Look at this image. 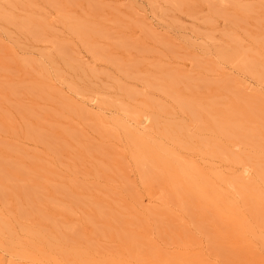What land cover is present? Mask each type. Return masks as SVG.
Listing matches in <instances>:
<instances>
[{"label": "rangeland", "instance_id": "374dc122", "mask_svg": "<svg viewBox=\"0 0 264 264\" xmlns=\"http://www.w3.org/2000/svg\"><path fill=\"white\" fill-rule=\"evenodd\" d=\"M0 105V264H264V0H0Z\"/></svg>", "mask_w": 264, "mask_h": 264}, {"label": "bare ground", "instance_id": "6f19581e", "mask_svg": "<svg viewBox=\"0 0 264 264\" xmlns=\"http://www.w3.org/2000/svg\"><path fill=\"white\" fill-rule=\"evenodd\" d=\"M176 6V5H175ZM178 8V7H177ZM127 9V8H126ZM113 11V10H112ZM114 12V11H113ZM232 17V16H231ZM123 19V18H122ZM132 21V20H131ZM207 22V21H206ZM240 22V21H239ZM135 24V23H134ZM137 24V23H136ZM175 24V23H174ZM119 25V24H118ZM116 26V25H115ZM121 26V24L119 25V27ZM134 26V25H133ZM122 27V26H121ZM120 27V28H121ZM140 27V26H139ZM140 29V28H139ZM76 30V29H75ZM73 31V30H72ZM73 33V32H72ZM145 34V33H144ZM209 34V33H208ZM78 35H81L80 34V32L78 33ZM102 35V34H101ZM152 35V34H151ZM104 36H106V35H104ZM117 37H119V36H117ZM146 37H148V36H146ZM151 37V36H150ZM157 38V37H156ZM203 39V38H202ZM110 40V39H109ZM153 40V39H152ZM117 41V40H116ZM156 41V40H155ZM118 42V41H117ZM195 42V41H194ZM156 44V43H155ZM86 45V44H85ZM117 45V44H116ZM58 48V47H57ZM56 48V49H57ZM64 49V47H61L60 48V50L61 49ZM90 49H91V47H89ZM59 49V48H58ZM151 49V48H150ZM149 50V49H148ZM225 50V49H224ZM91 51V50H90ZM94 51V50H93ZM100 51V50H99ZM136 51V50H135ZM142 51V50H141ZM145 50H143V52H144ZM152 50H150V52H151ZM155 51V50H154ZM223 51V50H222ZM222 51H221V53H222ZM226 51V50H225ZM224 51V52H225ZM228 51H230V49L228 50ZM227 51V52H228ZM56 52V51H55ZM63 52V51H62ZM160 52V51H159ZM169 52V51H168ZM100 53H101V51H100ZM99 53V54H100ZM155 53V52H154ZM170 53V52H169ZM58 54V53H57ZM95 54V53H94ZM172 54V53H171ZM225 54H226V52H225ZM63 55H65V52L63 53ZM155 55H157V53H155ZM230 55H234V54H230ZM229 55V56H230ZM160 56H161V54H160ZM176 56V55H175ZM180 56V55H179ZM225 56H227V55H225ZM228 56V57H229ZM11 57V56H10ZM45 57V56H44ZM56 57V56H55ZM213 57V56H212ZM231 57H233V56H230V58ZM61 58V57H60ZM189 58V57H188ZM227 58V57H226ZM229 58V59H230ZM55 59H57V58H55ZM62 59V58H61ZM69 59V58H68ZM191 59V61L193 60L192 58H190ZM222 59V58H221ZM12 60V59H11ZM20 60V59H19ZM41 60V59H40ZM47 60V59H46ZM49 60V59H48ZM228 60V59H227ZM51 61V60H50ZM49 61V62H50ZM69 61V60H68ZM220 61H222V60H220ZM231 61V60H230ZM8 62V61H7ZM21 62V61H20ZM36 62V61H35ZM228 62V61H227ZM232 62V61H231ZM8 63H10V62H8ZM56 63V62H55ZM61 63H62V61H61ZM67 63V62H66ZM216 63H218V62H216ZM215 63V64H216ZM221 63H223V61L221 62ZM225 63V62H224ZM229 63V62H228ZM12 64V63H11ZM50 65H52V63H49ZM14 65V64H13ZM32 65H33V63H32ZM54 65H56V64H54ZM228 65V64H227ZM232 65V64H231ZM57 66V65H56ZM70 65H68V67H69ZM12 67V66H11ZM38 67V66H37ZM58 67V66H57ZM65 67H66V65H65ZM71 67V66H70ZM69 67V68H70ZM149 67V66H148ZM223 67V66H222ZM23 68V67H22ZM25 68H26V66H25ZM67 68V67H66ZM65 68V69H66ZM24 69V68H23ZM49 69V68H48ZM57 69V68H56ZM68 69V68H67ZM66 69V70H67ZM76 69V68H75ZM224 69V68H223ZM61 70V69H60ZM65 70V71H66ZM76 70H78V69H76ZM4 71V70H3ZM24 71L26 72V70L24 69ZM40 71H42V70H40ZM68 71H71L70 69L68 70ZM75 71V70H74ZM230 71V70H229ZM24 72V73H25ZM31 72V71H30ZM42 72H44V71H42ZM234 72V71H233ZM3 73V72H2ZM60 73V72H59ZM73 73V72H72ZM4 74V73H3ZM30 74V73H29ZM40 74H41V72H40ZM44 74V73H43ZM47 74H49V72L47 73ZM65 74V73H64ZM66 75V74H65ZM75 75H76V73H75ZM46 76V75H45ZM5 77V76H4ZM29 77V76H28ZM68 77V76H67ZM56 78V77H55ZM84 78V77H83ZM32 79V78H31ZM33 79H35L34 77H33ZM68 80H69V78H67ZM94 79H95V77H94ZM36 80V79H35ZM60 80V79H59ZM72 80V79H71ZM207 80V79H206ZM33 81V80H32ZM37 81V80H36ZM63 81V80H62ZM91 81V80H90ZM74 83V82H73ZM5 84V83H4ZM34 84V83H33ZM46 84V83H45ZM23 85V84H22ZM198 85V84H197ZM59 86V85H58ZM71 86V85H70ZM116 86V85H115ZM22 87V86H21ZM25 87H27V86H25ZM39 87V86H38ZM72 87V86H71ZM74 87V86H73ZM16 88V87H15ZM22 88H24V86L22 87ZM29 88H30V86H29ZM78 88H80V87H78ZM87 88V87H86ZM118 88V87H117ZM19 89H20V87H19ZM28 89V88H27ZM27 89H23V90H25V92H28V91H26ZM49 89V88H48ZM72 89V88H71ZM75 89H77V88H75ZM18 90V89H17ZM23 90H21V91H23ZM28 90H30V89H28ZM33 90V89H32ZM31 90V91H32ZM35 90V89H34ZM231 90V89H230ZM16 91V90H15ZM255 91V90H254ZM18 92V91H17ZM30 93V92H29ZM40 93V92H39ZM79 93V92H78ZM19 94V93H18ZM25 94V93H24ZM80 94V93H79ZM81 94H82V91H81ZM13 95V94H12ZM17 95V94H16ZM21 95V94H20ZM33 95V94H32ZM71 95V94H70ZM14 96V95H13ZM46 96H48L47 94H46ZM50 96V95H49ZM48 96V97H49ZM74 96V95H73ZM94 96V95H93ZM42 97H43V95H42ZM48 97H46V98H48ZM52 97V96H51ZM59 97V96H58ZM39 98V97H38ZM50 98V97H49ZM48 98V99H49ZM96 98H97V95H96ZM115 98V97H114ZM134 98V97H133ZM53 99H54V96H53ZM95 99V98H94ZM106 99V98H105ZM135 99V98H134ZM7 101V100H6ZM39 102V101H38ZM52 102V101H51ZM8 104V103H7ZM84 104V103H83ZM6 105V104H5ZM1 106V105H0ZM10 108V107H9ZM37 109V108H36ZM15 110V109H14ZM1 111V110H0ZM26 111H28V110H26ZM37 111H38V109H37ZM50 111V110H49ZM48 111V112H49ZM57 111V110H56ZM15 112V111H14ZM53 112H55V111H53ZM100 112V111H99ZM111 112V111H110ZM146 112V111H145ZM3 113V112H2ZM1 113V114H2ZM28 113V112H27ZM47 113V112H46ZM56 113V112H55ZM54 113V114H55ZM104 113V112H103ZM149 113V112H148ZM15 114V113H14ZM31 114V113H30ZM36 114V113H35ZM43 114H45V113H43ZM51 114V113H50ZM49 114V115H50ZM104 114H106V113H104ZM6 115V114H5ZM32 115V114H31ZM37 115V114H36ZM52 115V114H51ZM93 115V114H92ZM118 115V114H117ZM155 115V114H154ZM2 116H4V115H2ZM35 116V115H34ZM106 116V115H105ZM114 116H115V114H114ZM121 116V115H120ZM46 117V116H45ZM49 117V116H48ZM56 117V116H55ZM91 118H92V116H90ZM29 118V117H28ZM56 118H58V117H56ZM55 118V119H56ZM165 118V117H164ZM30 119H31V117H30ZM40 119V118H39ZM89 119V118H88ZM180 119V118H179ZM6 120V119H5ZM23 120V119H22ZM21 120V121H22ZM123 120V119H122ZM168 120H170V119H168ZM25 123V122H24ZM24 123H21V124H24ZM127 123V122H126ZM2 124V123H1ZM27 124V123H26ZM26 124H25V126H26ZM49 124V123H48ZM127 124H129V123H127ZM187 124H188V122H187ZM53 125V124H52ZM116 125V128H118V130L120 131V132H123V133H125V131H128V129H129V127L127 126V125H125V124H123V122L122 121H120V123H116L115 124ZM189 125V124H188ZM24 126V127H25ZM27 126H29L28 124H27ZM134 127H136V125L134 126ZM3 128V127H2ZM28 128V127H27ZM49 129V128H48ZM28 130V129H27ZM99 130H101L100 128H99ZM24 131V130H23ZM32 131H34L33 129H32ZM39 132V131H38ZM132 132V131H131ZM28 133V132H27ZM34 133V135H35V132H33ZM32 133V134H33ZM37 133V132H36ZM148 133V132H147ZM20 134V133H19ZM3 135V134H2ZM27 135V134H26ZM88 135V134H87ZM152 135V134H151ZM206 135V134H205ZM19 136V135H18ZM36 136H38V135H36ZM208 136V135H207ZM206 136V137H207ZM213 137V136H212ZM23 138V137H22ZM25 138H26V136H25ZM43 138V137H42ZM168 138V137H167ZM217 138V137H216ZM27 140V139H26ZM25 140V141H26ZM159 140V139H158ZM182 140V139H181ZM40 141V140H39ZM151 142V141H150ZM172 142V141H171ZM180 142H182V141H180ZM42 143H43V141H42ZM165 144H167V143H165ZM172 144V143H171ZM3 145V144H2ZM42 145V144H41ZM140 144H138V143H135V142H132V140L131 139H129L128 138V140H127V147L129 148V153L131 154V158L134 160L133 162H135V164H137L138 165V167H140L141 168V172H142V174L145 176L146 175V171H145V166H147V164H148V162H149V159L151 158V157H153V156H155V155H147V153L144 151V150H142L141 149V147L139 146ZM168 145V144H167ZM225 145V144H224ZM104 146V145H103ZM166 146V145H165ZM172 146V145H171ZM13 148V147H12ZM121 148V147H120ZM155 148L156 149H158V151L160 150L159 148H158V146H155ZM226 148V147H225ZM41 149V148H40ZM241 149V148H240ZM39 150V149H38ZM176 150V149H175ZM233 150H234V148H233ZM246 150V149H245ZM201 151V150H200ZM11 152V151H10ZM16 153H17V151H16ZM51 154H53V153H51ZM17 157V156H16ZM26 157H28V156H26ZM23 158V157H22ZM13 159H15V158H13ZM26 159V158H25ZM45 159V158H44ZM201 159V158H200ZM260 159V158H259ZM28 160H29V158H28ZM207 160V159H206ZM15 161V160H14ZM13 161V162H14ZM258 162V161H257ZM5 163V162H4ZM15 164V163H14ZM214 164V163H213ZM216 164V163H215ZM257 164V163H256ZM3 165V164H2ZM9 165V164H8ZM10 165H12V163L10 164ZM258 165V164H257ZM5 166V165H4ZM19 166V164L16 166V168ZM22 166V165H21ZM13 168V167H12ZM22 168V167H21ZM21 168H19L20 170H21ZM221 168V167H220ZM18 169V170H19ZM23 169V168H22ZM221 170V169H220ZM16 171V170H15ZM23 171V170H22ZM1 173V172H0ZM19 173V172H18ZM3 172H2V176H3ZM20 174H22V172H20ZM14 175V174H13ZM146 177V176H145ZM14 178V177H13ZM13 178H11V179H13ZM253 178V177H252ZM251 178V179H252ZM15 179H16V177H15ZM257 179V178H256ZM5 180H7L6 179V177H5ZM33 180V179H32ZM14 181V180H13ZM33 181H35V180H33ZM236 181H238V180H236ZM257 181H258V179H257ZM5 183L7 182V181H4ZM53 184V183H52ZM228 185H230L231 186V190L229 191V189L227 188V187H225V182L224 181H222V182H220V183H218L217 184V186H215V184H211V185H207V184H202V185H200L198 188H199V190H198V192L200 193V194H202L203 195V197L205 198V197H207V198H209V199H211L212 201H213V203L214 204H219L220 206L221 205H223L225 208H227V207H230V206H234L233 204L234 203H236L237 202V200L235 199V198H237V196L239 195V192H241V190H243V186L242 185H239L238 186V184L236 183V184H232V182L231 183H228ZM13 187V186H12ZM23 187V186H22ZM52 187V186H51ZM114 187V186H113ZM48 188V187H47ZM241 189V190H240ZM49 190V189H48ZM51 191V190H50ZM0 192H1V190H0ZM40 192V191H39ZM2 193V192H1ZM42 193V192H41ZM26 195V194H25ZM2 196V195H1ZM30 197V196H29ZM23 198V197H22ZM43 195H42V200H43ZM138 198V197H137ZM199 199V198H198ZM15 200V199H14ZM16 201V200H15ZM30 201V200H29ZM21 202V201H20ZM26 203V202H25ZM255 203V202H254ZM153 204V203H152ZM40 205V204H39ZM55 208V207H54ZM31 209V208H30ZM11 210V209H10ZM9 210V211H10ZM2 211V210H1ZM0 211V212H1ZM8 211V212H9ZM23 211V210H22ZM13 212V211H12ZM2 213V212H1ZM24 213V212H23ZM8 215H9V213H8ZM40 216V215H39ZM158 217V216H157ZM13 220V219H12ZM9 221H10V219H9ZM179 222H180V220H179ZM0 224L5 228V223L4 222H0ZM12 224V223H11ZM148 224V223H147ZM1 225H0V231H1V228H3V227H1ZM119 226V225H118ZM150 227V226H149ZM119 228H121V227H119ZM148 228V227H147ZM189 228V227H188ZM42 229V228H41ZM41 229L39 230V231H41ZM190 230V229H189ZM195 230V229H194ZM68 232V231H67ZM63 233H65V231L63 232ZM202 233V232H201ZM153 234V233H152ZM1 235L2 234H0V238H1ZM8 236V235H7ZM34 236V235H33ZM33 236H31L30 235V238L31 239H33L32 237ZM153 236V235H152ZM194 236V235H193ZM10 238V237H9ZM82 238V237H81ZM8 239V238H7ZM34 239H35V237H34ZM9 240V239H8ZM47 240V239H46ZM51 240V239H50ZM196 240V239H195ZM201 240V239H200ZM55 240H53V242H54ZM47 243V242H46ZM55 243V242H54ZM85 243V242H84ZM224 243V242H223ZM49 244V243H48ZM59 244V243H58ZM115 244V243H114ZM15 245V244H14ZM17 246H18V244H16ZM85 246V245H84ZM1 247H2V242H1ZM6 247V246H5ZM11 247H12V245H11ZM11 247H9V248H11ZM20 247V246H19ZM161 247V246H160ZM3 248V247H2ZM17 248V247H16ZM22 248V247H21ZM41 248V247H40ZM202 248V247H201ZM1 249V248H0ZM12 249H13V247H12ZM18 249V248H17ZM48 249H50L49 247H48ZM65 249H67V248H65ZM75 250V249H74ZM81 250V249H80ZM178 250V249H177ZM17 251H19V250H17ZM44 251H45V249H44ZM47 251V250H46ZM50 251V250H49ZM112 251H113V249H112ZM111 251V252H112ZM179 251V250H178ZM195 251V250H194ZM201 251V250H200ZM203 251V250H202ZM69 252H70V250H69ZM17 253V252H16ZM15 253V254H16ZM18 253H20V252H18ZM84 253V252H83ZM50 254V253H49ZM52 255V254H51ZM50 255V256H51ZM17 256V255H16ZM34 257H35V255H33ZM84 256V255H83ZM37 257V256H36ZM219 257V256H218ZM89 258V257H88ZM133 258V257H132ZM141 258V257H140ZM87 259V258H86ZM11 260V259H10ZM14 260V259H13ZM35 260H37V261H35V262H39L40 264H64L63 262H61V261H59V260H56V258L54 259L53 257H49V258H44V257H39V258H36ZM80 260V259H79ZM184 260V259H183ZM12 261V260H11ZM18 261V260H17ZM23 262V261H22ZM81 262V261H80ZM101 262V261H100ZM106 262V261H105ZM104 262V263H105ZM118 262V261H117ZM211 262V261H210ZM18 263V262H17ZM82 264V263H81ZM88 264V263H87ZM183 264H184V262H183Z\"/></svg>", "mask_w": 264, "mask_h": 264}]
</instances>
